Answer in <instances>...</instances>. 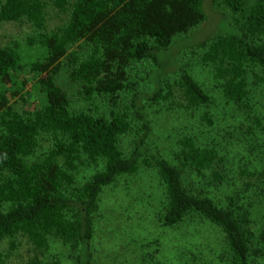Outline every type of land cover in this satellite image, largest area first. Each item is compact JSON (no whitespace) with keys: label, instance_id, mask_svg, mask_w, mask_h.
<instances>
[{"label":"trees","instance_id":"16d2710c","mask_svg":"<svg viewBox=\"0 0 264 264\" xmlns=\"http://www.w3.org/2000/svg\"><path fill=\"white\" fill-rule=\"evenodd\" d=\"M203 3L0 0V22L27 24L34 52L24 58L17 43L0 45V261L4 245L12 252L24 243L23 264H97L92 243L103 193L149 170L158 225L168 231L185 225L181 243H161L171 256L164 264H264V111L254 98L264 84V0H222L231 29L198 43L221 96L247 118L223 139L216 138L212 97L189 69L178 68L172 84L159 77L145 95L130 81L135 66H159V54L177 36L205 21ZM63 68L78 84V97L107 99L110 113L72 108L57 82ZM31 91L39 103L34 110L26 109ZM169 98L191 113L202 111L201 125L213 134L205 141L181 136L172 160L146 143V105ZM133 128L134 147L125 155L120 138ZM240 149L249 153L247 169L234 162ZM82 161L101 168L78 184ZM241 176L249 182L239 188ZM61 246L67 256H51Z\"/></svg>","mask_w":264,"mask_h":264},{"label":"rangeland","instance_id":"374dc122","mask_svg":"<svg viewBox=\"0 0 264 264\" xmlns=\"http://www.w3.org/2000/svg\"><path fill=\"white\" fill-rule=\"evenodd\" d=\"M203 10L205 21L194 31L177 36L167 51L159 54V66L142 64L135 66L130 71V81L135 84V89L141 94H148L158 87V78L173 83L177 69L185 67L190 70L194 78L205 88L212 97V111L216 128V138L221 140L225 131L231 129L239 122H246V116L238 112L226 103L218 89V83L214 79L209 67L201 62L203 51L198 43L216 32L229 31L232 27V15L229 9L222 4V0H204ZM29 28L25 23L0 22V45H13L17 43L22 50L24 58H30L34 52H30L27 46ZM166 74V75H165ZM57 82L63 86L72 99V108L84 109L95 114H109L112 107L107 99L95 98L85 101L78 97L76 92L78 84L68 79L67 72L63 68L57 76ZM132 84V86H133ZM32 96L26 104V109L34 110L39 103L32 92ZM163 93H167L164 89ZM131 96L130 91L123 93L125 101ZM256 100L259 108L264 111V84L255 89ZM144 102V100H143ZM174 100H161L159 103L146 105V112L150 121V134L146 140L151 151L160 152L165 158L172 160L174 152L178 150V142L183 135H194L200 140L212 138L207 129L201 125L202 111L191 113L182 107L173 104ZM120 107H116L118 110ZM235 119H238L235 121ZM136 128L129 134L120 138L119 147L128 155L134 147ZM221 138V139H220ZM246 155V156H245ZM245 150L240 149V155L234 160L238 164L245 163ZM101 165H92L82 161L77 165L75 179L78 184L89 178ZM247 169V168H244ZM241 170L236 168L231 174ZM145 171V172H144ZM134 179L122 177L113 188H107L102 195L100 209L97 213V228L92 243L93 256L97 264H164L170 258V251L161 249V243L165 238L169 243H181L180 238L183 226L178 231L163 230L157 221V183L154 172L144 170ZM251 180V178H250ZM254 180V178H253ZM249 182L241 176L238 187L242 188L244 182ZM224 196V191H218ZM250 192V191H249ZM248 192V193H249ZM208 228H202L207 231ZM167 242V241H166ZM66 248L57 247L51 251V256H67ZM156 249H161L158 253ZM4 245L0 264H23L28 258L26 244H21L14 251L9 252ZM63 256H60L63 257ZM166 256L168 258H166ZM64 257L62 260H65ZM63 262V261H62ZM63 264H68L64 261Z\"/></svg>","mask_w":264,"mask_h":264}]
</instances>
